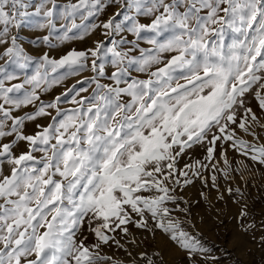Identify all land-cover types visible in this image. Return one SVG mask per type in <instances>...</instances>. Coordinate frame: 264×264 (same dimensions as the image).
Segmentation results:
<instances>
[{"label":"snow or ice","instance_id":"6c2138e0","mask_svg":"<svg viewBox=\"0 0 264 264\" xmlns=\"http://www.w3.org/2000/svg\"><path fill=\"white\" fill-rule=\"evenodd\" d=\"M29 25L48 32L33 43L49 51L25 50L16 30ZM58 26L60 43L97 30L100 38L56 58L50 36ZM146 33L150 48L141 47ZM165 53L172 55L162 60ZM0 61V166H10L6 175L0 170V264H104L112 257L103 246L124 248L129 225L153 238L163 232L187 264H219L172 212H189L178 187L207 184L201 169L219 170L218 143L225 176V144L264 164V145L237 135L249 133V121L264 128V115L247 105L251 95L264 114V0H0ZM33 64L32 75L5 86L19 79L8 66ZM72 77L80 78L41 100L40 92ZM65 99L73 107L62 108ZM30 105L33 111L13 115ZM44 117L50 122L25 132L26 122ZM196 145L205 149L203 161L178 168ZM210 179L215 186L216 175ZM85 223L92 244L79 238ZM154 256L147 264H166L160 251Z\"/></svg>","mask_w":264,"mask_h":264},{"label":"rangeland","instance_id":"374dc122","mask_svg":"<svg viewBox=\"0 0 264 264\" xmlns=\"http://www.w3.org/2000/svg\"><path fill=\"white\" fill-rule=\"evenodd\" d=\"M112 11L114 9L108 10L106 15H102L99 19H106L107 15H111ZM76 22L78 24L81 23L79 17ZM92 22L94 21L91 19L84 21V23L89 24ZM16 31L19 33L20 43L30 55H38L41 49L45 52L49 51L48 46L33 43L34 40H38L43 35H48L46 30H39L34 25H29ZM62 34L63 29L58 26L50 36L52 43L56 45V47L51 49V55L56 58H59V54H62L65 50L73 48L83 50L86 47H90L94 39L100 38L99 30H97L90 36L85 37L84 40L77 39L60 43L59 37ZM150 35L149 33L145 34L141 47H151V45L146 43ZM170 55L172 54H162V60H166ZM0 64H3V61H0ZM8 70H15L19 79L11 82L6 81L5 86H11L12 83H21L26 75L30 76L34 73L35 65H31L25 70L15 69V66H8ZM82 75L91 76L92 73L85 72ZM134 75L140 78H147L146 74L142 73H134ZM79 78H69L62 86L54 87L48 92H40L41 100L44 102L52 101L55 96L60 95L64 91L65 86L74 84ZM247 105L252 108L258 117L264 115L258 107V102L251 95L247 98ZM60 106L64 109L73 107L67 99L63 100ZM31 111H33V107L30 105L27 108L14 110L13 115H23L25 112ZM53 114H55L54 110ZM49 122L50 118L48 117L38 119L36 122H26L24 130L26 133L31 134L36 130V123L47 124ZM260 123L264 124V119H261ZM251 132H255L256 135L249 134ZM249 133L237 129L239 138L257 146L264 145V128L249 121ZM10 139L11 137H7L3 142H8ZM224 147L227 148L226 155L231 164L229 174L227 176L224 175L225 166L218 154L223 149L220 148L218 143L214 162L219 170L213 172L210 168L201 169L202 175L209 177L207 184L201 179H194L192 184L177 188V194L183 197L180 207L188 208L189 212L173 211L172 218L180 221L181 227L185 231H188L206 246L212 248L213 253L220 257L219 264H264V243L261 242V237H264V164L241 155L240 152L228 147L227 144ZM40 155V153H37L38 157ZM204 155L205 149L196 145L179 158L177 167L183 169L185 164H192L196 160L203 161ZM9 167V165L5 164L0 166V170L6 175ZM213 174L217 177L215 186H213L210 179ZM229 188L232 189L231 194L227 191ZM236 188H239L243 195L236 193ZM143 194L149 195V193ZM221 196L224 198L220 199ZM184 201H187V203H184ZM245 205L247 206L246 208ZM167 206L170 209L176 207L171 202ZM242 210L248 213L246 217L241 216ZM129 228L132 233L131 236L121 239L122 234L117 235V239H121L124 248H117L115 244H112L111 247L105 245L103 246L102 254L111 256L112 261H119L121 264H147V257H152L155 260L154 253L160 251L165 258L166 264H187L184 252L163 232L157 230L155 238H153L151 233L143 229H136L131 225H129ZM83 236L88 237L87 241H85L86 244L95 242V237L88 230L87 223L83 225L79 238L82 239ZM133 239L137 241V244L128 242ZM128 252H131V256L128 255ZM141 253H146L147 257L141 258ZM112 261L104 262V264H112Z\"/></svg>","mask_w":264,"mask_h":264}]
</instances>
